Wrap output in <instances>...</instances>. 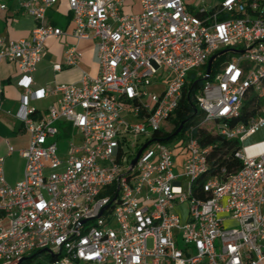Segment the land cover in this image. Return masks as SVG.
<instances>
[{
	"label": "built area",
	"instance_id": "2783aa9c",
	"mask_svg": "<svg viewBox=\"0 0 264 264\" xmlns=\"http://www.w3.org/2000/svg\"><path fill=\"white\" fill-rule=\"evenodd\" d=\"M15 2L35 25L27 39L0 34V63L21 74L16 117L30 142L16 184L0 158V264L41 253L49 259L40 264H264V150L242 146L264 127V109L230 125L247 96L264 99V0H67L73 37L94 43L98 71L39 92L30 86L46 41L65 35L46 17L58 0ZM212 56L224 61L208 81ZM81 60L66 46L52 68ZM195 69L201 125L240 144L241 167L229 175L210 174L212 147L193 125L157 140L174 131ZM45 93L58 96L46 114L27 108L28 94ZM60 124L70 130L63 157ZM176 152L184 159L174 172Z\"/></svg>",
	"mask_w": 264,
	"mask_h": 264
},
{
	"label": "crops",
	"instance_id": "0c3cea01",
	"mask_svg": "<svg viewBox=\"0 0 264 264\" xmlns=\"http://www.w3.org/2000/svg\"><path fill=\"white\" fill-rule=\"evenodd\" d=\"M8 1V0H6ZM0 0L7 6L6 11H0V34L6 40L27 39L35 25L34 20L18 12L15 0ZM14 1V3H13ZM54 14H59L62 24L53 19ZM47 20L54 21L55 27L61 29L65 35L59 39L50 38L46 41L45 52L37 70L32 75L33 83L31 92L48 90L55 84H78L82 72L96 76L98 66L95 59V46L90 40L77 41L73 37L74 26L71 14L67 8V0H58V3L47 11ZM66 46H74L81 55L78 67L63 69L60 72L53 71V65L61 63ZM21 74L14 63H0V158L4 159L3 170L5 180L9 185H14L21 180L25 161L20 151L26 149L30 142L29 134L23 129L21 122L16 117L21 107L23 90L18 86ZM26 106L37 115L46 114L47 110L56 104L57 95L45 93L41 98H32L28 94ZM60 130L69 132L66 125H58ZM66 136V133L64 132ZM251 145H257L252 151L264 150V134L256 132L246 138ZM12 150L11 152H9Z\"/></svg>",
	"mask_w": 264,
	"mask_h": 264
},
{
	"label": "trees",
	"instance_id": "16d2710c",
	"mask_svg": "<svg viewBox=\"0 0 264 264\" xmlns=\"http://www.w3.org/2000/svg\"><path fill=\"white\" fill-rule=\"evenodd\" d=\"M50 23L52 25H56L54 21H50ZM223 61L224 57H219L213 61L208 81L213 79ZM188 80L189 84L184 90L179 108L177 109L173 119L175 126L174 131L164 135L162 138H157L159 134H155L154 137L161 142H166L167 140H172L174 138L173 133L180 126V124L183 125L177 137L181 136L186 127L193 125L195 126V136H197L199 144L203 147H212L208 158L210 163V174L217 175L222 169H225L227 175L236 172L241 167L240 161L234 157L235 151L240 148L239 142L237 140H228L217 134L214 130L210 131L209 129H206L205 125H201L204 116L202 112H199L196 108L193 96L202 87L204 80L193 74L189 75ZM261 106H264V99H258L253 94L247 96L243 102L239 116L235 120L231 121L230 125L235 126L238 124H247L251 119L260 115ZM203 181L204 178H201L198 182L201 184ZM31 259L32 258L28 259V263ZM37 264H40V262Z\"/></svg>",
	"mask_w": 264,
	"mask_h": 264
},
{
	"label": "rangeland",
	"instance_id": "374dc122",
	"mask_svg": "<svg viewBox=\"0 0 264 264\" xmlns=\"http://www.w3.org/2000/svg\"><path fill=\"white\" fill-rule=\"evenodd\" d=\"M207 1L210 2L209 5H212V4L218 3L220 0H207ZM6 2H9V0L6 1ZM13 3H14V1H13ZM53 19L56 20L59 23V25L62 24V18H61V16L59 14H54L53 15ZM190 74H193V75H195L197 77L198 70L195 69ZM260 109H264V106H261ZM258 132L261 133V134H264V127L259 129ZM56 139H57V143H58V146H59V151H60L59 154H60L61 157H63L64 153L66 152L67 147H68L67 137L63 133H61V135L58 138H56ZM248 144H250V140L249 139L245 140L243 142L242 146H246ZM167 145H170V143H168ZM175 154H176V159H175V165H174V172H176L177 167H179L181 165V163H182V161L184 159L183 156L177 155V152ZM178 246L182 247V242L180 240L178 241ZM48 259H49L48 256H46L45 254L41 253V254H38V255L34 256L30 260L29 264H37L38 262L43 263V262L47 261Z\"/></svg>",
	"mask_w": 264,
	"mask_h": 264
},
{
	"label": "water",
	"instance_id": "95a60500",
	"mask_svg": "<svg viewBox=\"0 0 264 264\" xmlns=\"http://www.w3.org/2000/svg\"><path fill=\"white\" fill-rule=\"evenodd\" d=\"M215 59H216V56H212V57L209 59L208 63H207V68H206V75H207V76H209V74H210L211 65H212V63H213V61H214ZM182 125H183V124H180V126L175 130V132L173 133V136H176V135L181 131V129H182ZM139 154H140V151L138 152V155H137V156H139ZM135 161H136V160H134L133 163H135Z\"/></svg>",
	"mask_w": 264,
	"mask_h": 264
},
{
	"label": "bare ground",
	"instance_id": "6f19581e",
	"mask_svg": "<svg viewBox=\"0 0 264 264\" xmlns=\"http://www.w3.org/2000/svg\"><path fill=\"white\" fill-rule=\"evenodd\" d=\"M248 152H252V149L248 150Z\"/></svg>",
	"mask_w": 264,
	"mask_h": 264
}]
</instances>
